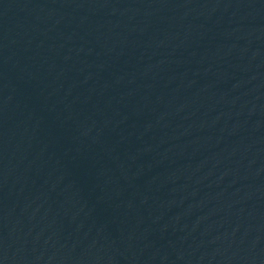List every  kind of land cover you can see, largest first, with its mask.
Listing matches in <instances>:
<instances>
[{
  "label": "water",
  "instance_id": "1",
  "mask_svg": "<svg viewBox=\"0 0 264 264\" xmlns=\"http://www.w3.org/2000/svg\"><path fill=\"white\" fill-rule=\"evenodd\" d=\"M0 264H264V0H0Z\"/></svg>",
  "mask_w": 264,
  "mask_h": 264
}]
</instances>
